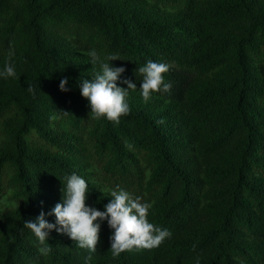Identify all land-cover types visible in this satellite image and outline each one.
I'll return each instance as SVG.
<instances>
[{"label":"trees","instance_id":"16d2710c","mask_svg":"<svg viewBox=\"0 0 264 264\" xmlns=\"http://www.w3.org/2000/svg\"><path fill=\"white\" fill-rule=\"evenodd\" d=\"M90 50L118 55L137 89L140 66L167 63L172 88L148 102L130 90L118 124L97 119L78 87L99 71ZM10 51L0 264H264V0H0V70ZM72 173L89 206L120 186L172 237L114 257L104 221L95 251L55 230L39 242L24 222L61 201Z\"/></svg>","mask_w":264,"mask_h":264},{"label":"clouds","instance_id":"9594fccd","mask_svg":"<svg viewBox=\"0 0 264 264\" xmlns=\"http://www.w3.org/2000/svg\"><path fill=\"white\" fill-rule=\"evenodd\" d=\"M91 65H98L99 71L90 79H81L78 87L80 94L88 102L91 113L97 119H107L119 123L121 117L127 116L130 111L128 102L129 91L138 90L145 102L152 99L154 93H167L172 85L165 80V73L169 72L170 65L164 62L148 60L138 68L141 74L140 87L130 79H121L126 69L110 64L119 59L116 54H108L101 58L94 50L88 53ZM13 52H9V61L0 70V79L16 77V67L11 62ZM120 83L127 88L118 86ZM68 78L61 79L59 89L62 92L70 91ZM33 89L29 87V91ZM163 123V121H161ZM61 201L47 213L41 211L34 221L24 222V226L31 230L39 242L49 238L51 231L65 234L78 246L95 251L100 239L101 224L106 221L111 231L109 237L111 254L118 257L122 252L139 249H153L159 247L165 239L172 237L167 228L154 225L149 221L152 203L143 200L128 190L116 186L107 189L104 193L110 194L111 199L104 205L103 210L86 204L89 193V182L82 176L72 173L63 178ZM54 216V222L45 217ZM46 249H41L45 251ZM199 264V260L196 261Z\"/></svg>","mask_w":264,"mask_h":264}]
</instances>
